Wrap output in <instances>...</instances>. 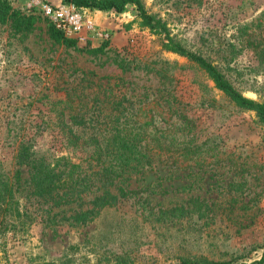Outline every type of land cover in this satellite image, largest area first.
Here are the masks:
<instances>
[{
    "label": "rangeland",
    "instance_id": "1",
    "mask_svg": "<svg viewBox=\"0 0 264 264\" xmlns=\"http://www.w3.org/2000/svg\"><path fill=\"white\" fill-rule=\"evenodd\" d=\"M138 1L152 25L134 3L83 8L110 35L102 48L54 41L39 15L26 33L0 22V190L15 191L0 211V264H249L264 255V127L174 50L203 57L263 103L264 0ZM94 126L105 140L131 139L151 166L118 184L137 195L84 223L64 221L74 206L27 198L19 148L77 162L97 151Z\"/></svg>",
    "mask_w": 264,
    "mask_h": 264
},
{
    "label": "trees",
    "instance_id": "2",
    "mask_svg": "<svg viewBox=\"0 0 264 264\" xmlns=\"http://www.w3.org/2000/svg\"><path fill=\"white\" fill-rule=\"evenodd\" d=\"M61 2L63 4H72L78 9L90 7L100 10L116 9L117 11H120L128 3H134L138 5V10L144 21L152 25V18L146 15L138 0H61ZM6 20L11 21L13 28L17 32L26 33L31 30L35 15L22 14L19 10L13 9L9 1L0 0V22L3 23ZM48 33L51 39L68 47L76 44L74 40L65 38L51 25H49ZM107 44V42H104L99 48L105 47ZM174 50L195 61L209 74L218 89L223 91L237 107L253 111L258 123L264 127V102L257 103L244 98L230 85L218 68L203 57L190 53L180 46H176ZM74 124L81 126L83 121L76 119ZM99 126H94L93 129L100 131L98 136L101 139H92L96 144L97 151L93 150L86 155L82 154V157L77 158V162H74L71 157H60L54 163H50L45 161L43 157H35L28 146L21 144L17 156L18 162L19 164L27 165L30 169L29 177L25 180V183L29 187L28 196L33 197L27 196V198H35L43 205H49L55 209L74 206L76 209L73 210V214L61 219L84 223L90 220L100 208L125 200L128 195H137V191H125L118 184L128 181L130 178L126 177L132 171H140V169L150 167L147 157L137 154L129 148H132L131 145H133L131 139L113 137L105 140L106 137L102 135V132L110 124L104 123V130H101ZM116 139L118 140L115 141ZM109 140L114 141L112 145H115L118 149L115 150L112 147V150H109ZM101 144H105L104 147ZM17 179L19 180L18 177ZM112 190H116L117 194L113 193ZM14 192L11 185L3 187V191L0 190V211H2V214L6 211L2 209V206H7L5 203L9 206L12 205ZM263 262L264 255L258 261H253L249 264H262ZM179 264L232 263L182 260Z\"/></svg>",
    "mask_w": 264,
    "mask_h": 264
},
{
    "label": "built area",
    "instance_id": "3",
    "mask_svg": "<svg viewBox=\"0 0 264 264\" xmlns=\"http://www.w3.org/2000/svg\"><path fill=\"white\" fill-rule=\"evenodd\" d=\"M22 2L27 14L39 15L65 38L76 43H102L109 40V33L99 30L94 20L83 9L72 4H53L50 0H9Z\"/></svg>",
    "mask_w": 264,
    "mask_h": 264
},
{
    "label": "crops",
    "instance_id": "4",
    "mask_svg": "<svg viewBox=\"0 0 264 264\" xmlns=\"http://www.w3.org/2000/svg\"><path fill=\"white\" fill-rule=\"evenodd\" d=\"M53 4H60L61 0H50Z\"/></svg>",
    "mask_w": 264,
    "mask_h": 264
}]
</instances>
